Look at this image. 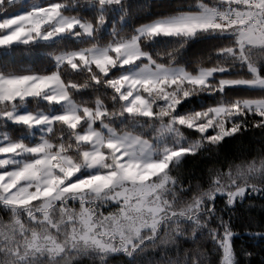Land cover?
Listing matches in <instances>:
<instances>
[{
  "label": "snow or ice",
  "instance_id": "6c2138e0",
  "mask_svg": "<svg viewBox=\"0 0 264 264\" xmlns=\"http://www.w3.org/2000/svg\"><path fill=\"white\" fill-rule=\"evenodd\" d=\"M151 8L0 0L8 255L27 238L21 252L45 259L136 264L165 225H186L209 233L224 264L241 247L264 264V185L248 183L264 175V0H199L194 12L146 18ZM203 33L228 38L184 57L178 45ZM205 93L215 99L193 102Z\"/></svg>",
  "mask_w": 264,
  "mask_h": 264
},
{
  "label": "clouds",
  "instance_id": "9594fccd",
  "mask_svg": "<svg viewBox=\"0 0 264 264\" xmlns=\"http://www.w3.org/2000/svg\"><path fill=\"white\" fill-rule=\"evenodd\" d=\"M24 0H19L20 4H23ZM199 0H189V7L192 9L191 12L196 11V5ZM153 7V5H152ZM179 7V5H177ZM190 11H175L172 13L179 14ZM169 13V14H172ZM189 33H185L188 35ZM207 33L201 34L200 37L207 36ZM189 42L184 40L178 46L184 48V57H186L187 49L189 47ZM164 53H158V55H163ZM197 55H203L197 54ZM183 99V97H181ZM155 102V100H154ZM191 115L195 118H199V113L193 111ZM187 135V133H186ZM191 139H196L195 137H190ZM248 183H256L264 185V175H259L253 180L248 181ZM95 197H90L94 199ZM203 211V209H201ZM206 228L211 229L208 221L202 222ZM199 231V235L197 232ZM237 232L239 229L236 230ZM25 240L19 241V247L10 249L12 255H8L5 249L8 245L0 246V253H4L0 256V264H18V260L24 261V264H72L71 260L66 257L57 258L59 253L50 254L49 259L44 258V254L41 251L40 256L37 257L36 252L30 251L29 249H24L21 252ZM41 249L43 245L40 246ZM39 250V249H38ZM19 254V255H17ZM131 255V253H129ZM139 259L136 264H224L223 260L220 259L219 251L215 249L212 238L208 232L202 229L189 228L186 225H181L179 227L175 225H165L163 231L159 235V239L148 245L145 249L141 250L138 254ZM254 255L249 249H233L231 252V258L229 264H250V257ZM29 257H32L29 259ZM73 260H77L78 264H112L108 261L105 256H97L95 254L85 253L83 256L73 257Z\"/></svg>",
  "mask_w": 264,
  "mask_h": 264
},
{
  "label": "trees",
  "instance_id": "16d2710c",
  "mask_svg": "<svg viewBox=\"0 0 264 264\" xmlns=\"http://www.w3.org/2000/svg\"><path fill=\"white\" fill-rule=\"evenodd\" d=\"M152 5L153 7L151 8L150 13L148 14V17L146 18H151L154 16H159V15H166L175 11H190L192 10L189 7V0H152ZM177 5H179V7H177ZM228 37H217L215 35L212 36H204V37H199L198 39L194 40L191 42V44L189 45L188 49H187V53H186V57H192L195 56L197 54H201V53H206L208 52L212 47H214L216 45V43L218 42L219 39H227ZM169 43L168 38H162L159 39L155 44H150L149 47H158V46H167V44ZM23 47V46H21ZM241 89H238V91H240ZM202 96L204 97L203 99L200 98H194V103L196 104H205L213 99H215V97L210 96L208 94H202ZM230 139V138H229ZM254 137L252 136V134L249 133H245L244 135V140L245 141H250L253 140ZM226 151H231L232 150V144L229 143L226 145L225 148ZM187 166H191V161L188 162ZM198 167H202V163L201 165H198ZM240 239L242 242L246 243V240L241 237L238 238Z\"/></svg>",
  "mask_w": 264,
  "mask_h": 264
}]
</instances>
